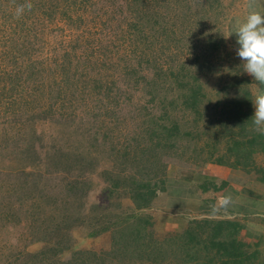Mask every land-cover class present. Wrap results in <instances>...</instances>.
Segmentation results:
<instances>
[{"label": "rangeland", "instance_id": "1", "mask_svg": "<svg viewBox=\"0 0 264 264\" xmlns=\"http://www.w3.org/2000/svg\"><path fill=\"white\" fill-rule=\"evenodd\" d=\"M250 12L264 14V0H0V264L48 263L36 253L55 244L62 260L109 250L112 230L91 235L94 217L139 212L130 187L104 170L140 177L143 149L160 197L142 212L158 237L204 218L264 223V151L255 144L247 165L228 151L241 137L232 99L254 111L264 93L235 54ZM77 178L83 191L71 189ZM181 181L205 193L204 209L192 201L186 227L158 230L152 212ZM232 189L239 209L226 217ZM238 239L264 262V226Z\"/></svg>", "mask_w": 264, "mask_h": 264}, {"label": "trees", "instance_id": "2", "mask_svg": "<svg viewBox=\"0 0 264 264\" xmlns=\"http://www.w3.org/2000/svg\"><path fill=\"white\" fill-rule=\"evenodd\" d=\"M199 92L198 89H193L192 98H194L193 104H195L193 106H196ZM247 96H250L248 90ZM237 98L232 99L236 110L231 114V117L238 119L236 121L238 131L234 135L237 134L243 139L241 137L232 139L228 151L235 154V164L243 162L247 165L257 150L255 144L260 145L259 149L264 151V133L257 131L251 134L248 126L252 124L253 110L249 107V111L244 110L242 113L241 104L243 101L237 100ZM171 130L173 129L171 128ZM151 135L150 140H153L154 132H151ZM162 142L159 139L155 145ZM145 152L146 149H143L136 155L139 158L140 171L138 172H140L141 178L133 172L120 177L111 175L108 170H104V177L106 174V178L113 185L125 184L130 187L132 198L139 212L118 214L114 217L111 216L112 218L107 217L105 213L94 217L97 224L94 225L90 234L96 236L111 229V248L101 251L80 249L74 251L71 258L62 260L58 256L62 247L55 244L36 253L43 258H49L48 263L45 264H264L262 261H257L256 251L251 253L248 250L249 244L238 239L242 224L237 220L204 218L192 221L183 232L158 237L152 228L154 225L152 217L142 212L151 206L153 199L158 195V185L156 182L152 183L147 177L149 173H152L151 168L156 163L153 157L145 155ZM133 160L136 159L133 158ZM217 162L229 165V162L222 158ZM262 172L264 173V171ZM73 183L71 189L80 190V183L84 185L85 179L77 178ZM223 186L225 183L214 186V189L219 190ZM201 187L203 190L208 189L204 185ZM81 191L83 190L81 189ZM75 192L77 193V191ZM78 198L80 197L75 195L73 201L64 200L63 202L72 204ZM80 203L81 207L86 206L84 201ZM92 206L99 209L102 205L93 204ZM106 222L109 224H104Z\"/></svg>", "mask_w": 264, "mask_h": 264}, {"label": "crops", "instance_id": "3", "mask_svg": "<svg viewBox=\"0 0 264 264\" xmlns=\"http://www.w3.org/2000/svg\"><path fill=\"white\" fill-rule=\"evenodd\" d=\"M179 183L181 184V187H180L181 189H178V187H177V191L167 192L170 199H167L166 204L164 202V204L162 205V206L165 205L167 208L163 207V210L154 209L152 212L154 214V218H155L154 220H155L156 228L158 230L169 231V230L179 229L180 227H183V226L186 227V224L189 221V216L187 215L185 217V215L183 216V213H184L185 209L186 210H192V207H191L192 201H195V202L197 201L196 207H200V208L204 209L203 206L205 204V202H204V194L205 193L203 191H199L198 189L195 190V188L192 189L191 191H189L188 187L191 185H188L185 181H181ZM225 189H226V187H225ZM225 194L227 195V197H229V199L228 198L223 199L224 202L221 201V205L219 208L220 209L222 208L223 214L227 215L226 217L231 216V215H236L237 209H239V207L234 203L235 193H234L233 189L231 190V192L227 191ZM179 195H181V197H180V201L178 203V202H175V200L177 201V196H179ZM188 196H190L191 198H188ZM159 197L160 196L158 195L153 200V203L150 206V208L154 207L157 200H159ZM172 201L175 202V206H172L173 205ZM176 204H179V207L178 206L176 207ZM217 204H219V203L217 202ZM216 208H218V207H216ZM172 209H173V211L170 212V210H172ZM242 209H246V207L243 206ZM179 211H180V215L178 214ZM240 211H241V209H240ZM252 211L254 213H256L257 215L260 214L258 212H255V210H252ZM250 222L249 221H241L242 232H246V234H249V236L251 238H256L258 235V232H260L262 230L264 223L259 218H253L252 221H250ZM104 236H105V234H104ZM99 238H102V236L99 235ZM104 238H107V235ZM105 247H107V246H105Z\"/></svg>", "mask_w": 264, "mask_h": 264}, {"label": "clouds", "instance_id": "4", "mask_svg": "<svg viewBox=\"0 0 264 264\" xmlns=\"http://www.w3.org/2000/svg\"><path fill=\"white\" fill-rule=\"evenodd\" d=\"M235 33L238 45L235 54L240 58L243 71L264 84V14L248 13ZM252 104V125L256 131L264 133V93L256 95Z\"/></svg>", "mask_w": 264, "mask_h": 264}]
</instances>
